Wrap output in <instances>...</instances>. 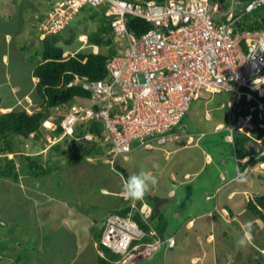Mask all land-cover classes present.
I'll return each instance as SVG.
<instances>
[{
	"label": "rangeland",
	"instance_id": "374dc122",
	"mask_svg": "<svg viewBox=\"0 0 264 264\" xmlns=\"http://www.w3.org/2000/svg\"><path fill=\"white\" fill-rule=\"evenodd\" d=\"M55 1L0 0V55L5 52L9 59L7 71L12 75L10 83L22 81L28 84L23 79L30 75L32 66L41 61L44 44L38 27L45 13ZM239 1L228 0V5H232L233 11H239ZM100 10V7L85 4L69 20L66 28L57 35H48L49 39L54 40L57 37L56 43L64 50L69 51L77 49L84 41V45L87 46L84 51H92L95 48L88 42L86 34L97 28L99 20L98 16L90 18L89 15L92 12L98 13ZM111 32L108 35L113 37V42L119 51L116 55L123 54L126 38L115 35L113 30ZM82 33L85 35L81 36V41L79 35ZM100 47V49L98 47V51L103 53L107 51L106 46L100 45ZM3 90L5 92L3 103H12L13 98L8 87L4 86ZM203 97L191 101L186 117L179 125L175 126L177 137L173 141L160 144L152 150L145 149L135 142L136 147L128 156L119 155L113 157L109 162L104 160L105 156L100 158L102 161L100 163L97 160L98 157L87 154L89 146H92L94 150H106L107 152L103 141H99L93 136H91V140L87 139L88 136H86L87 138L68 136L66 143L60 142L61 148L66 152L52 151L48 158L43 153L37 154L42 148L50 150L52 143L59 140V138L49 140V136L46 138L45 135L49 133L50 127H54V119L44 122L48 127L44 124L42 126L41 132L45 135L43 137L45 140L42 142L38 143L39 141L34 137H30L27 141L15 139L16 142L18 141L15 146V150H19L18 153L17 151L10 152L6 153V156L0 154V157L14 159L16 170L20 169L24 162L17 158L21 153L30 154L44 169H48L50 163L60 166V170L56 171L58 173L56 175H54L55 172L39 175L36 180H34L35 176L24 177L20 170L21 173H19L15 185L12 186H10V179L0 177V251L5 256L1 264H9L6 260L10 259L8 257L14 253V249L11 248L13 241L16 243L14 247L20 248V257H14L15 264H68L70 261V264H91L90 261L96 259L97 253L102 252L101 250L98 252L95 245V241L99 237L95 235V241L80 242L78 240L75 242L73 237L66 233L71 227L69 221H62L61 215L76 223L77 229H73L77 233L75 236H79L83 240L85 234L82 233V230L85 232L88 218L97 219L96 226L102 228L108 213H114L113 208L120 207L123 201H129L132 207H139L137 204L142 203V200L146 201L144 207L151 208L155 203L154 208H151L150 211L149 208L146 210L148 216L150 215L146 221L150 219L149 223L153 230L159 222L158 217L150 218L159 203L154 200L163 201L161 213L164 217L172 215L171 219L167 220V228H169L167 233L173 232L176 245L166 251L159 247L151 255L139 258L136 264H168V260L169 262L173 261L174 264H189V254L198 255L205 251V253L211 254L213 244L206 241L209 232L216 237V252L228 251L229 256L235 253L232 260L229 259V256H226L225 260H221L220 262L223 264H233L237 252L244 254L242 259H237L241 264H255L257 261L264 264V255L259 252L264 243L263 231L254 234L253 244L258 250L253 249L254 247L251 248L249 244L238 247L236 241L243 236L242 230L237 229L242 223L240 220L242 213H239L238 222L230 221L228 223L222 218L221 212L219 214L221 202L224 201V191L217 197L216 205L214 203L215 195L205 202L207 206L204 208H212L214 205L218 207L217 211L213 210L212 217L201 216L196 218L193 228L188 229L185 226L188 215L194 214L196 210L201 212L200 210L203 209L201 206H192L196 202L199 203L198 201L204 197L206 191L211 192L213 186L222 180L216 177L219 171L223 170L228 175L227 178L237 174L234 147L231 141L225 140L226 129L213 131L218 122L224 125L227 121L228 94L225 92L213 94L204 92ZM201 132H204L203 135H200ZM188 134L193 137L190 141H187ZM174 147L175 152L173 154L169 152L168 157H165V151H171ZM82 153L84 159H73V154L81 156ZM208 156L212 161L208 160ZM153 164H157L159 167L153 168ZM117 165L123 167L129 176L142 169L159 176L162 180H157L155 184L157 191L153 192L150 188L148 193L152 197H149L147 193L145 194L147 198L144 196L141 200L125 198L121 191L125 180L118 171ZM171 171H175V175H177L175 182L170 179ZM186 171H199V173L194 179L186 182L181 178ZM262 176L264 175H261V179ZM241 179L243 178H240L239 183ZM180 181L184 182L179 186ZM4 183L6 185H3ZM259 183L261 180H255V188L259 187ZM261 185H264V182ZM171 188L175 189L174 197L167 193ZM258 194H264V191H259ZM238 197L242 198L243 195ZM48 207H52V209ZM26 208L29 210L27 213L25 212ZM241 208L243 207L236 209ZM105 216L104 220L101 219ZM52 217L53 220H51ZM242 217L244 221L253 219V215L248 210L242 214ZM210 220L215 221V224H211ZM204 221L205 227L199 233L200 239H197L195 230L199 223L204 226ZM25 224L28 226L27 228H24ZM255 225L253 223V229H256ZM209 226H212L211 229ZM19 227L24 229L20 228L17 233ZM7 238H9L8 241H6ZM38 240L39 244H37ZM255 254H257V261L253 259ZM210 260H212L210 256H207V262ZM241 260H244V263ZM12 262L13 260H10V263Z\"/></svg>",
	"mask_w": 264,
	"mask_h": 264
},
{
	"label": "built area",
	"instance_id": "2783aa9c",
	"mask_svg": "<svg viewBox=\"0 0 264 264\" xmlns=\"http://www.w3.org/2000/svg\"><path fill=\"white\" fill-rule=\"evenodd\" d=\"M85 4L105 6L112 30L126 44L123 54L108 60L104 78L74 73L65 84L80 85L91 100L63 112L64 133L72 132L76 120H101L111 159L128 156L135 142L151 148L173 141L175 126L204 92L228 94L225 128L231 142L235 131L250 135L263 127L252 114L257 111L258 119L264 114V28L239 29L236 21L264 0H250L238 13L218 0H59L39 29L43 35L57 33ZM127 17L141 18L149 27L136 35L127 29ZM241 97L256 100L247 113L240 112ZM242 174L237 170V177ZM144 205L139 208L143 220L149 217ZM165 241L166 247L174 244L173 237ZM162 242L130 214H110L95 245L119 255L111 264H136Z\"/></svg>",
	"mask_w": 264,
	"mask_h": 264
},
{
	"label": "trees",
	"instance_id": "16d2710c",
	"mask_svg": "<svg viewBox=\"0 0 264 264\" xmlns=\"http://www.w3.org/2000/svg\"><path fill=\"white\" fill-rule=\"evenodd\" d=\"M156 1L162 2L163 0ZM218 1L224 6V8L229 6L228 0ZM248 1L250 0H240L238 6L239 11H235V13L244 10ZM56 2L51 5L48 11L51 10ZM99 7L101 10L98 13L92 12L89 15L90 18H97L98 16L99 25L95 30L86 34V37L90 44L96 45L99 47V49L101 48L100 45L106 46L107 51L103 53L101 51L85 52L82 50H77L73 55L65 57L63 55L64 49L56 43V39H58L57 37L54 38V40H50L48 36L44 37L42 39L44 44L42 59L32 69V76L37 78L34 87V93L36 94V97L34 96V100H30L27 106L26 103H20L7 112H0L1 156H6V153L10 152L17 151L18 153L19 150H15V146L17 145L18 141L16 142L15 139L27 141L30 137H34L36 140H41L42 142L45 140L43 139L45 135L46 138L49 136V139L64 135L60 139L62 141L58 140L52 145L51 148L53 150L60 151V153L66 152L65 149L61 148L60 142L66 143L68 135L78 137L88 133L91 134L93 138H97V140L102 141L101 133L103 130V124L101 120H76L73 125V130L70 134L64 133V128L61 125V120L64 116L63 112L66 113L65 111L68 110L71 105H73L71 103L87 104L91 100V94L87 90L83 89L80 85H72L67 87L65 84L72 79L74 73L81 76H87L90 80L104 78L107 74V61L119 52L118 47H116V44L113 42V37L108 35L109 33H112L111 16L105 15V6ZM47 12L45 13V16ZM236 23L239 29L264 28V4L252 10L251 12H244L242 16L236 21ZM126 26L130 32L136 35L141 34L149 27L146 21L138 17H127ZM260 100L263 101L262 98ZM240 104L243 105V108H241L240 112L247 113L248 108L255 105L256 101L251 99L250 101L245 102L242 99ZM256 112L257 111L252 114L254 122L256 124L259 122L264 124V117L258 119ZM186 114L184 115L182 121L186 117ZM50 116H53V119L55 120L54 127H50V131H48L49 133L43 135L41 132L42 126L44 121L49 119ZM258 129L263 130L264 128L257 127V129H253L251 131L250 135H246L240 131H235L233 133L232 144L236 157L242 158L248 155L250 158H254L258 157L259 154L263 152V156H260V158L261 160L264 159V137L260 141H256L257 139H255L256 137H259V132H257ZM100 152L101 151L99 149L94 150L91 146H89V149L87 148V154L90 156H95L97 154L100 155ZM18 155L19 156L17 158L25 162L22 163L19 170L22 172L25 170L28 175L38 177L39 175H44L51 172H55L54 175H56L58 174L56 171L60 170V166L51 165L50 163L48 165V169H44V167H42V165L36 159H33L30 154L21 153ZM73 159H84L83 153L81 156L73 154ZM239 166L241 169H243L245 163H241ZM117 169L122 174L123 179L126 181V179L129 177V174L123 167L119 165H117ZM0 176L17 180L18 174L14 166V159L0 157ZM148 196L152 197L151 194ZM145 197L147 198L146 195ZM139 205L140 203L137 204V206ZM153 205V207H155V203ZM245 206L252 215L261 219L264 224V195H255L253 199L246 202ZM114 213L122 216L130 214L131 217L135 219L139 226L144 230L149 231L153 228L150 226V219L144 221L141 218L137 207H132L129 201H123V204L120 207L114 209ZM154 217H158L159 221L154 230L159 236H161V229H165L167 220L161 212L156 214L153 211L150 218ZM101 231L102 228L97 232L98 237H100ZM97 249L104 252V257L97 253V264H111V262L119 257L118 254L111 252L102 244H99ZM258 264H260V262H258Z\"/></svg>",
	"mask_w": 264,
	"mask_h": 264
},
{
	"label": "crops",
	"instance_id": "0c3cea01",
	"mask_svg": "<svg viewBox=\"0 0 264 264\" xmlns=\"http://www.w3.org/2000/svg\"><path fill=\"white\" fill-rule=\"evenodd\" d=\"M56 1H58V0H56ZM5 35H8V34L5 33ZM83 35H85V34L82 33V34L79 35V39L81 41H82L81 36H83ZM83 40H85V39H83ZM93 47L95 49H93L92 51L93 52H97L98 51V47L95 46V45H93ZM80 48L83 51L86 50L87 46L84 45V41L81 43V45L77 49L80 50ZM77 49H73L71 51L64 50L63 55L65 57L70 56V55H73L77 51ZM0 57H1V59H0V62H1V65H0V99H1L0 100V112H7L11 108L19 105L20 103H22V104H25L26 103V106H27L28 105V102H30V100L31 101L34 100V96L36 97V94L34 93V87H35L37 78L34 77V76H32V69H33V67L36 64L32 66V68L30 70V75H27L26 76L27 78L23 79V80L27 81L28 84H25L22 81L15 82V83H10L9 80L12 79V75H11V73H9L7 71L8 60L9 59H8L7 54L5 52H2V54L0 55ZM1 74H2V77H1ZM4 86L5 87H8V89H9V93L11 94V96L13 98V102L12 103H7V104L3 103V100H4L3 96L5 95V92L3 90V87ZM23 88H25V89H23ZM203 95H204V93L202 95H200V97H198L196 99H199L201 97L204 98ZM242 99L245 102L251 100V99H246L245 97H241V99L239 100V104H238V106L241 107V108H243V105L240 104V101ZM258 99L260 100L261 98H258ZM253 100H255V99H253ZM71 104H74V103H71ZM207 118H209L208 115H207ZM52 119H53V116H50L48 120H52ZM88 121H95V120H88ZM226 123H227V121H226ZM226 123L223 125L221 122H218L214 126L213 131L215 132V131H218V130H221V129H226L225 128ZM44 126H45V124H44ZM260 128H264V125H263V127H260ZM225 131H227V130H225ZM257 132H259V137H256L255 139H257L256 141H260L264 137V129L263 130L258 129ZM174 133H175V128H174ZM201 133L203 134L204 132H201ZM228 134L229 133L227 131L226 132V136H225V140L226 141H230L228 139ZM101 135H102V141H103L102 143H103L104 147L107 148V152H106V150L105 151L104 150H100L101 151L100 152V155L97 154V155H95V157H98L97 160H99L100 163H101L102 161L100 160V158L105 156L104 160L106 159L109 162L111 160V155L108 154V151H109V147L110 146H109V143L108 142H106V141L103 140V130H102ZM175 135H176V133H175ZM60 136L57 137V138H59V140L64 135L63 136L60 135ZM68 136L74 137V138L77 137V136H72V135H68ZM86 136H88V138ZM78 137L79 138L80 137H85V138H87L89 140L92 139L91 138V134H88V133H85L82 136H78ZM176 137H177V135H176ZM253 137H255V136H253ZM192 138H193L192 135H189L188 134L187 141L192 140ZM40 142H41V140L38 143H40ZM53 144L54 143H52V145ZM52 145L50 146V148H52ZM157 146L158 145L155 144L153 147L150 148V150H152L154 147H157ZM134 147H136V145H134L133 148ZM145 149H147V148H145ZM52 151H55L56 152V150H53V149L48 150V149L42 148L40 150V152H37V154H42L43 153V154L46 155V158H48V155ZM169 152H172V154H173L175 152V147L171 151H169V150L168 151H165V153H164L165 154V157H168ZM260 156H263V152L260 153L258 157H254V158H250L248 155L247 156H244L242 158H238V157L235 156L234 157V159H235V169H236V171L237 170L238 171H242L243 174L241 176H239V177H237V174H235V175L233 174L232 176H230V177L227 178L228 175H226V173H224L223 170L222 171H219V174L216 175V177L217 178H220L222 180L220 182H218L219 184L213 186L211 192L206 191V193L204 194V197L201 200L198 201L199 203L196 202L192 206V207H196V205L197 206H201V207H203V209L200 210L201 212H198L196 210V211H194V214L188 215L187 218H186V220H185V222H186L185 226L188 229H190V228H193L195 226V221L197 220L196 218H200L201 216H205V215H207L208 217H212L213 210H216V211L218 210V207L215 206L216 205V201H218L217 200V197L223 191L225 192V194H224V201L221 202V207H220L219 214L221 212L222 218L227 223L230 222V221H236V222H238L239 221L238 218H239V215H240L239 213H242L243 214L244 212L247 211L246 206H245L246 205V202L248 200L253 199V197L255 195H264V194H258L259 191H264V185H261V183L264 182V179H263L264 176H262L263 177L262 179L260 178L262 174L264 175V159L261 160ZM208 160H211L212 161V159H211L210 156H208ZM241 163H245V166H244L243 169H241L240 166H239V164H241ZM21 172L17 168V174H18V176H19V173H21ZM22 173H23L24 177H31L32 176V175H28L26 172H22ZM198 173H199V171H195V172L186 171L185 173H183V175L181 176V178L184 181L188 182V181L194 179V177L197 176ZM47 174H49V173H47ZM169 176H170L171 181L172 182H175V180L177 178V175H175V171H171ZM0 177L1 178H5V179H10L11 180L10 181V184H11L10 186H12L13 184L15 185V182L17 181V180H14L12 178H9V177H3V176H0ZM156 178L159 181L162 180L159 176H156ZM240 178H243V179H241V181L239 183ZM36 179H37V177L35 176L34 177V180H36ZM255 180H261V183H259V187H257V188H255V185H256L255 184ZM184 181H180L179 182V186ZM3 185H6V184L4 183ZM151 189H152L153 192L154 191H157L156 190V185L151 186ZM16 192H17V190H16ZM167 193H168V195H172V197H174L175 196V189L174 188H171V189L168 190ZM214 195H215V201H214L215 205L212 208H208V209L207 208H204L205 206H207V204L205 203L206 200L212 198ZM240 195H243V197L242 198L241 197H238ZM157 202H159V203H158V206L156 207L155 210L159 213V212H162L161 207H162L163 201L157 200ZM237 207H243V208L237 210L236 209ZM48 208L52 209V207H48ZM152 208H154V207H152ZM29 209H30V207H29ZM114 209L115 208H113L112 210H114ZM172 210L174 211V207L172 208ZM28 211L29 210L26 208V211L25 212L27 213ZM109 212H110V210H109ZM111 213L112 212H110L108 214H111ZM242 214H241V219H240L242 223L237 227V229L242 230V233H243V224L246 221L243 220L244 218L242 217ZM106 216L105 217H102L101 219H103V218L105 219ZM171 216L172 215H170V214L167 215V217H165L166 220H170L171 219ZM61 219H62V221H66V220L69 221L70 226L72 227V229L70 227L66 233L70 234L73 237V239H74L75 242H77L78 240H80V242H86V241L89 242V240H94L95 235H97V232L100 231V228H101L100 226H96L98 224L97 219L88 218L86 220L87 221V223H86L87 226H86L85 232L82 230V233L85 234V238L82 240V239H80L81 237L75 236V234H77L74 231V230L77 229L76 223L74 221H71L68 218H65V216H62V215H61ZM51 220H53V217L51 218ZM251 221L256 224L255 225V228L256 229H253L252 228L251 240L249 241L248 244L251 246V248L254 247L253 249H255V250L257 249L258 250V248L256 247V245L253 244L254 241H255L254 234L260 233L261 231H263V233H264V224H263V222H262L261 219H259L258 217L254 216V215H253V219H251ZM210 223L211 224L212 223L215 224V221L210 220ZM27 227L28 226L25 224L24 225V228H27ZM167 227L168 226H167V222H166V227H165V229H161V232L162 233L160 234L161 237H162V241L163 242L156 248L157 250H158L159 247L160 248L162 247L163 248V251H166L168 248H171V247H166V241H165V239L168 238V237H170V236H173L174 237V235H173V232L167 233V230H169V228H167ZM204 227H205V221H204V226L201 225V223H199L197 225V230H195V233L197 232V235H196V238L197 239H200V234L199 233L204 229ZM211 227L212 226H209L210 229H211ZM20 228H23V227H19V229L17 230V233H19ZM154 228H155V226H154ZM0 230H1V228H0ZM165 236H167V237H165ZM215 238H216L215 235H213L211 232H209L207 234V236H206V241L207 242H211L213 244L212 250H211V254L205 253L206 251L203 254H198V255L189 254L188 255V257L190 258L189 264H197V263H199V264H223L220 261L221 260H225V257L226 256H229L230 254L228 255V251L227 252L224 251L223 253H221L222 251L220 253L216 252L217 245L215 243ZM0 239H1V236H0ZM8 240H9V238H7L6 241H8ZM15 244L16 243L13 241V243L11 245V248L14 249V253L12 254V256H9L8 257L10 259L6 260L9 264H15L14 257H17V258L20 257V248L14 247ZM19 244H21V243H19ZM37 244H39V240H38ZM40 245H41V243H40ZM175 245H176V238H174V244H173L172 247H174ZM40 248H41V246H40ZM259 252L264 255V243L261 246V249L259 250ZM234 254L235 253H232V256H229V259L230 260H232ZM256 255L257 254H255L253 256L254 261L255 260L256 261L258 260V258L256 257ZM207 256H210V259H212V260H210V261L207 262ZM243 256H244V254L242 252H237L236 255H235V257H234V263L233 264H239L240 262L237 261V259L238 258L242 259ZM4 259H5L4 253L0 251V264L3 262L2 260H4ZM10 260H13V262L10 263ZM235 261H237V262H235ZM70 262L68 264H70ZM90 262H91V264H97V256H96V259L94 261H90ZM258 262L259 261L255 262V264H258ZM242 263H244V260L242 261ZM168 264H174V262L173 261L172 262H169V260H168ZM183 264H185V263H183Z\"/></svg>",
	"mask_w": 264,
	"mask_h": 264
},
{
	"label": "clouds",
	"instance_id": "9594fccd",
	"mask_svg": "<svg viewBox=\"0 0 264 264\" xmlns=\"http://www.w3.org/2000/svg\"><path fill=\"white\" fill-rule=\"evenodd\" d=\"M64 28H66V26ZM38 29H39V27H38ZM62 30L58 31L57 33L43 35L41 30L39 29V35H40L41 39H43L44 37H46L48 35L58 34ZM158 167L159 166L157 164H153V168H158ZM156 182H157V178H156L155 175H153L150 172L145 171V170L142 169V170H140L137 173H133L132 175H130L126 179V181L122 185L121 191H122V194L124 195L125 198L132 199V200H141V199L144 198L145 194L150 190L151 186L155 185ZM141 202L142 203H140L139 207H137L138 212H139V208L141 207V205L146 203L145 200H142ZM111 214H115V213H111ZM146 219H144V221H146ZM252 228H253V222L251 220L244 222V224H243V236L236 241V245L238 247H244V246H246L249 243V241L251 240ZM149 231H154L155 234L157 235V237H159L161 239V241H162V237L159 236L155 230L150 229ZM170 237H173V236H170ZM173 239H174V237H173Z\"/></svg>",
	"mask_w": 264,
	"mask_h": 264
}]
</instances>
